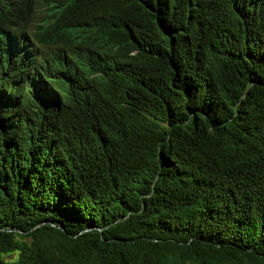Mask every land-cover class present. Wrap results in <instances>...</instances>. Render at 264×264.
Wrapping results in <instances>:
<instances>
[{"label": "trees", "instance_id": "obj_1", "mask_svg": "<svg viewBox=\"0 0 264 264\" xmlns=\"http://www.w3.org/2000/svg\"><path fill=\"white\" fill-rule=\"evenodd\" d=\"M0 264H264V0H0Z\"/></svg>", "mask_w": 264, "mask_h": 264}]
</instances>
